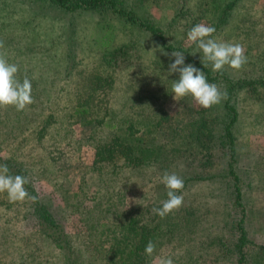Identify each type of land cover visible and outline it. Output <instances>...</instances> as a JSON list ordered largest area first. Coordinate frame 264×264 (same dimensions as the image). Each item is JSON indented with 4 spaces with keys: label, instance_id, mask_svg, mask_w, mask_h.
<instances>
[{
    "label": "rangeland",
    "instance_id": "obj_1",
    "mask_svg": "<svg viewBox=\"0 0 264 264\" xmlns=\"http://www.w3.org/2000/svg\"><path fill=\"white\" fill-rule=\"evenodd\" d=\"M20 1L0 0V41L4 43L0 54L28 72V78L38 82L47 91V97L60 95L61 100L74 94L85 96L96 77L112 76L107 92L99 91L93 96L109 109V117L102 121L106 128L110 124L119 126L124 116L132 120L140 115H152L159 129H154L156 135L147 136V142L156 145L173 142L177 152L175 162L170 164L171 171L184 178L193 177L186 190V200L190 207L199 206L200 210L185 218V223L192 226L189 231L183 230L186 241L181 243V248L174 241H161L146 264H159L161 256L173 257L178 264H236L230 260L229 230L241 218L251 241L245 252L251 262H258V252L264 251L261 249L264 246V86L260 85L264 81V0H124L163 32L168 45L184 55L187 52L201 65L202 50L187 37L197 24L214 27L213 38L218 41L243 45L247 63L241 69L225 66L222 72H214L210 63L206 67L212 78L209 82L225 94L220 103L210 108L199 105L191 95L174 99L172 84L179 79V73H170L169 65L175 58L172 51L165 50L162 42L150 34L126 28L123 20L114 15L63 14L48 5H40L45 10L33 14ZM229 1L235 4L227 9ZM223 9L227 16L217 25ZM27 48L33 49V54ZM115 49L118 61L106 64L103 53ZM185 64L192 63L185 60ZM65 67L69 74L65 73L64 77ZM104 67L109 70L107 74ZM224 77L234 85L239 80L244 84L235 85V96L229 101L238 115L232 126L233 167L240 179L241 209L233 204L234 196L230 195L232 182L227 170L231 160L227 157V146L216 139L219 132L222 134L225 121ZM152 102L154 106L150 107ZM63 107L61 102V110ZM102 116L99 112L96 117ZM58 118H64L65 130L58 123L55 127L59 130L49 131L48 137L51 135L54 143L41 147L28 137V143L12 142L2 154L28 173L36 187L44 191L41 193H53L52 206L64 203L68 248L82 252L84 228L78 209L99 213L104 208L94 199L102 196L104 190L95 195L97 186L90 183H97V176L90 177L88 171L95 152L105 141L106 134L100 131L105 126L93 128L91 123H82L71 109ZM202 134L205 145L198 147L192 137ZM189 145L190 151L202 155L191 158L186 156V151L181 155ZM163 174L160 170L153 173L150 169L124 170L123 182H110V191L115 193L121 184L126 185L122 203L126 211L141 204L151 205L156 200L162 204L168 199V189L161 182ZM109 181L105 180L103 185H109ZM24 209V201L10 202L6 192L0 193V264H57L62 260L59 254L25 227ZM180 209L183 205L177 211ZM179 212L174 218H183L182 211ZM198 214L199 218L203 217L200 223L195 222ZM145 217L152 220L149 215ZM214 238L227 244L210 245L208 241ZM81 260L86 262L82 257Z\"/></svg>",
    "mask_w": 264,
    "mask_h": 264
},
{
    "label": "trees",
    "instance_id": "obj_2",
    "mask_svg": "<svg viewBox=\"0 0 264 264\" xmlns=\"http://www.w3.org/2000/svg\"><path fill=\"white\" fill-rule=\"evenodd\" d=\"M25 1V0H24ZM29 11H33V14H39L44 11L40 5H48L49 8L57 9L65 13L83 12L90 14H101V16L114 15L117 19L123 20L122 23L126 28H130L145 32L151 36L157 38L162 42V46L167 51H176L178 48H174L172 45H168L165 42V36L163 32L149 23L139 12H135V8L131 7V4H127L124 0H28L24 3ZM235 4V1H229L226 5L227 9ZM218 23H222L224 17L227 16L226 10L220 11ZM127 25V26H126ZM143 31V32H142ZM33 41V40H32ZM27 50L33 54V49L27 48ZM117 51L112 50L111 52H104L102 60L107 64L110 61L117 62ZM187 53V52H186ZM185 53V60L192 63L197 68L205 72L208 81L211 80L210 72L207 68L191 59L189 54ZM21 62V61H20ZM68 63V56H67ZM17 64V63H15ZM123 65V64H122ZM67 66V64H66ZM110 67V66H109ZM64 77L69 74L68 67H65ZM104 72L107 74L109 70L104 67ZM28 75V72L21 70L19 66L18 76L22 80L23 77ZM97 81L90 82V88L87 90V95L82 96L75 94L72 97H68L65 100H61V96H46V90L40 88L38 82L30 80L32 84V97L34 102L28 105L24 110L17 111L14 106H1L0 112V165L7 164L9 168V174L21 175L29 179L30 183L25 185L27 191L34 196H37L36 201L25 199V212L24 222L25 227L33 230L34 235L47 241L51 248L59 254L62 260H59L57 264H82L88 262V264H146L148 255L145 254V247L149 241H152L156 246H160L162 242L178 243V247L181 248V243L186 241L185 232L190 230L192 226L185 223V218L192 216L200 210L199 206L190 207V203L186 200V190L189 184L192 182L193 177H183L179 175L184 181V188L181 193L183 196V209L174 210L167 216L161 218L153 210L162 206L160 202L153 201L151 205L141 204L129 211L123 210L124 193L126 191V185L123 183L119 189L113 193L111 190V183L114 181L124 180L123 171H140V170H151V173L160 170L163 173H174L170 169V164H173L174 155L176 149L173 147V142L167 145H156L152 142H147V136L156 135L155 128L159 129L157 125H154L152 115L138 116L134 119L122 117L119 122V126L110 124L107 129L106 125L102 122L109 117V109L106 104L102 101L94 100L93 96L96 92L106 93L112 84V76L109 78L96 77ZM109 79L110 81H108ZM103 82V83H102ZM223 82L226 83V94L227 103L224 104L225 109V121L222 124V134L219 132L218 137L221 144L227 146V157L231 160L228 163V175L231 177L232 188L231 194L234 196V205L237 208L242 207L241 204V192H240V179L235 172L233 167V160L235 155L234 135L232 126L236 123L238 115L236 109L229 105V101L232 96H235V85L244 84L242 81H236L235 85L232 81H229L226 77L223 78ZM260 82V80H259ZM247 85V83H246ZM261 86H264V81L260 82ZM52 87V86H51ZM60 93L62 89L58 90ZM57 95V94H56ZM75 96V97H74ZM58 97V98H57ZM74 97V98H73ZM61 102L64 107L61 110ZM144 104L143 102H141ZM99 104L101 107L99 108ZM154 106V102L150 104V107ZM72 110L73 115H76L82 123L88 122L93 124V128L101 127L100 131L106 134L105 141L98 148L94 154V159L89 167L88 173L90 177L97 176V183H90V185L97 186V192L95 195L102 190V196L94 198L96 204L103 205L104 208L99 213H96L93 209L82 208L78 209L79 220L82 223L84 231L81 232L83 236V242H81L82 252H76L68 248L67 232L66 229V217L65 211L62 205L57 207L52 206L53 193H41L44 192L40 188L36 187L34 180L29 174L19 167L17 164L11 162L9 159L2 154L12 142L22 141L29 142V138H32V142L37 143L41 147H45L47 143H54V139L48 137L49 131L59 123L60 129L65 130L63 124L65 123L64 118H58L62 116L66 110ZM99 112L103 113V116L98 119ZM58 113V116H57ZM95 115V117H94ZM93 118H90V117ZM96 118V119H95ZM60 121V122H59ZM63 126V127H62ZM124 126V127H122ZM205 133L208 130H204ZM59 135L58 133H56ZM29 137V138H28ZM202 136H194L192 140L195 141L198 147H202L203 143ZM209 138V137H207ZM202 149V148H201ZM186 151V156L195 157L196 155H202L201 152L195 153L190 151V145L183 151ZM192 158V157H191ZM95 175V176H94ZM122 175V176H121ZM105 177V178H104ZM117 177V178H116ZM127 178V177H126ZM110 180L109 185L105 183V180ZM128 179V178H127ZM199 179V178H198ZM190 189V188H189ZM41 191V192H40ZM122 205V206H121ZM191 209V210H190ZM182 211L183 218H174L175 214H179ZM192 212V213H191ZM151 216L146 218L145 216ZM143 216L145 219H143ZM198 214L195 218V222L200 223L203 220L199 218ZM230 260H234L236 264H264V251L258 252V262H254L247 256L245 248L251 241L247 237V231L243 226V220L240 219L237 224L232 223L230 227ZM177 233L179 235L177 236ZM224 237V235H220ZM162 241V242H161ZM226 241V240H225ZM227 242V241H226ZM210 245L216 243H227L221 239L214 238L209 240ZM264 250L263 248H261ZM83 258V262L81 260ZM173 258V257H171ZM174 264H178L176 259H173Z\"/></svg>",
    "mask_w": 264,
    "mask_h": 264
},
{
    "label": "clouds",
    "instance_id": "obj_3",
    "mask_svg": "<svg viewBox=\"0 0 264 264\" xmlns=\"http://www.w3.org/2000/svg\"><path fill=\"white\" fill-rule=\"evenodd\" d=\"M215 31L214 27L201 23L192 27L187 34L188 40L196 43L202 50L201 62L204 67H208L210 63L214 72H222L225 66L235 70L241 69L247 63L243 45L218 41L213 38ZM3 47L4 43L0 41V48ZM153 49L157 48L154 46ZM161 52L169 55L163 50ZM171 56L175 59L169 65V72L179 73V79L174 80L172 84L175 100L191 95L204 108L221 102L225 94L215 83L208 81L204 71L192 64H185L183 52L173 51ZM18 73L19 66L10 63L4 54H0V106H14L17 111H22L32 104L34 99L30 79L25 75L21 80ZM9 171L7 164L0 165V193L6 192L10 202H22L26 198L36 201L37 196L31 195L25 188V185L30 183L29 179L21 175H11ZM161 182L168 189V199L153 211L163 218L182 206L183 196L180 193L184 188V181L175 173L165 172ZM155 251L156 245L149 241L145 247V254L151 257ZM158 259L159 264H174L173 259L168 256H161Z\"/></svg>",
    "mask_w": 264,
    "mask_h": 264
}]
</instances>
